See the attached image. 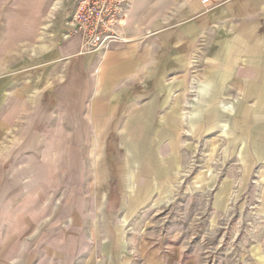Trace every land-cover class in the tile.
I'll list each match as a JSON object with an SVG mask.
<instances>
[{"label": "crops", "instance_id": "0c3cea01", "mask_svg": "<svg viewBox=\"0 0 264 264\" xmlns=\"http://www.w3.org/2000/svg\"><path fill=\"white\" fill-rule=\"evenodd\" d=\"M64 5L0 0V226L8 204L21 205L30 195L40 202L58 193L60 179L73 178V149L86 141L80 133H94L96 147H102L104 133L119 130L128 158L117 166L118 177L138 171L136 180L148 185L139 189L147 197L142 206L150 202V212L165 206L181 143L175 131L181 105L171 107L168 80L191 53L201 52L206 67L189 116L194 130L202 129L200 115L228 95L230 85L239 90L240 104L251 103L230 105L224 130L230 127L232 137H243L237 110L264 115V0H131L122 28L126 42L105 52H87L80 34L63 38ZM173 99H182V92ZM133 131L150 133L149 142L137 134L133 138ZM148 146L154 153L149 159ZM59 148L65 149L62 156ZM245 148L241 155L264 160L263 140H254L252 151ZM106 158L95 160L105 166ZM103 194L95 206L99 214L106 208ZM107 222H101L105 236L98 248L86 253L82 264H264V237L234 258L208 255L204 261L205 253L184 230L160 232L144 221L137 235L128 236L106 231Z\"/></svg>", "mask_w": 264, "mask_h": 264}, {"label": "rangeland", "instance_id": "374dc122", "mask_svg": "<svg viewBox=\"0 0 264 264\" xmlns=\"http://www.w3.org/2000/svg\"><path fill=\"white\" fill-rule=\"evenodd\" d=\"M201 55L191 53L186 66L174 67L168 80L173 87L171 107L177 102L181 105L175 129L177 142L181 143L180 160L174 170L177 175L171 179L170 196L164 197L165 206L153 212L150 202L142 206L147 197L139 194V189L148 185L136 180L138 171L118 177L117 166L124 165L128 158L119 130H107L102 147H96L94 133H80L81 140L86 141L85 146L73 149L77 161L73 178L60 179L57 194L44 196L40 202H34L30 195L21 205L8 204L1 213L5 226H0V264H82V257L95 251L96 243L105 236L101 223L105 220L110 226L106 231H124L128 236L137 235L144 221L160 232L172 231L177 235L184 230L183 234L189 240L195 239L191 241L205 253L204 261L208 255H215L220 261L234 258L264 237V160L240 154L245 146L252 151L254 140L264 142V115L238 114L237 110L236 115L242 118L243 137H232L230 127L224 130L222 119L229 113V106L241 108L251 103L240 104L239 90L230 85L228 95L211 101L209 113L200 115L197 108L202 129L194 130L189 116L206 79ZM180 92L182 99H173ZM258 132L262 136L256 135ZM135 134L143 141L150 140V133L133 131V138ZM58 150L62 156L65 149ZM146 151L147 159L153 157L150 146ZM98 156L107 157L108 164H100L101 169L99 160H95ZM122 189L126 195L120 194ZM103 192L107 193L106 208L100 215L95 206L105 195ZM73 257L77 258L72 260Z\"/></svg>", "mask_w": 264, "mask_h": 264}, {"label": "built area", "instance_id": "2783aa9c", "mask_svg": "<svg viewBox=\"0 0 264 264\" xmlns=\"http://www.w3.org/2000/svg\"><path fill=\"white\" fill-rule=\"evenodd\" d=\"M131 0H62L63 38L82 36L87 52H105L126 41L122 37ZM203 4L212 0H201Z\"/></svg>", "mask_w": 264, "mask_h": 264}]
</instances>
